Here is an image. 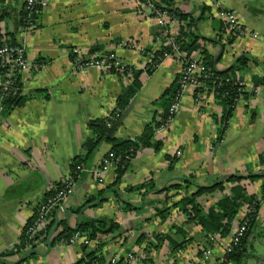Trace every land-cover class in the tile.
Masks as SVG:
<instances>
[{
	"label": "crops",
	"instance_id": "obj_1",
	"mask_svg": "<svg viewBox=\"0 0 264 264\" xmlns=\"http://www.w3.org/2000/svg\"><path fill=\"white\" fill-rule=\"evenodd\" d=\"M25 1L0 0L4 7L0 40L24 43L31 63L20 76L21 104L0 112V264H13L22 256L15 251L37 207L70 174L72 160L83 154V144L94 133L91 122L113 117L118 98L136 79L134 73L141 72L140 88L112 135L119 139L142 136L155 112H164L159 98L179 82L183 70L173 57L155 66L163 27L140 13L139 0H48L37 26L29 30L19 23ZM217 4L235 11L258 37L220 27L223 19ZM175 6L197 19V53L201 56L205 50L216 69L226 70L243 56L251 58L240 71L246 93L237 101L227 128L222 131L225 107L215 94L206 91L197 102L190 88L169 128L155 132L161 149H142L131 160L115 186L119 197L115 192L101 193L117 176L113 162L104 164L112 145L109 138L102 140L64 202L70 220L64 210H54L41 238L26 248L40 253L21 264H264V86L255 85L264 77V0H175ZM180 26L176 20L174 27ZM125 42L132 46L122 47ZM73 46L84 53L114 51L131 71L78 69L69 51ZM234 175L241 181L225 180L224 189L197 200L207 211L235 186H244L247 199L228 234L208 235L180 207H173L199 186H214ZM149 179L159 190L173 184L181 187L169 192L171 198L166 192L144 195L127 190ZM128 203L132 207L127 208ZM252 204L257 206L256 216L240 258L222 262L232 245L233 229ZM166 208L169 215L162 219L157 212ZM55 216L59 225L48 239ZM97 219L105 220L107 228L89 244L61 237L66 229ZM208 247L212 255L205 261L202 252Z\"/></svg>",
	"mask_w": 264,
	"mask_h": 264
},
{
	"label": "trees",
	"instance_id": "obj_2",
	"mask_svg": "<svg viewBox=\"0 0 264 264\" xmlns=\"http://www.w3.org/2000/svg\"><path fill=\"white\" fill-rule=\"evenodd\" d=\"M156 3L160 5L163 9L168 11V13L174 18L177 19L181 26H180V35L179 38L182 41L183 49L185 50H193L197 49V41L200 36L195 34L194 26L196 23V18L191 13H183L180 11L179 8L175 6V0H156ZM4 7L0 8V12H2ZM24 9V7H23ZM23 14V10L20 13ZM21 15H19V23L22 25ZM3 17V14H0V19ZM222 28L228 29V26L224 21H222L221 26ZM0 36H2L0 31ZM1 42V40H0ZM5 42L8 43H17L16 41L6 40ZM98 49H95L97 51ZM93 52V51H92ZM164 51L157 53L155 56L154 62L155 65L159 64L160 57L162 56ZM201 58L204 62L211 68V75L207 78L202 79L203 87H206L207 91L215 90L216 98L219 100L220 103L223 104L225 107V112L222 118V131L227 128L228 121L232 116L233 110L237 101L244 96L246 93L244 90H240L238 87L237 81H241L240 71L244 70L245 67L248 66L249 61L251 58L247 56H243L238 59L237 63L226 70H218L215 67L214 61L208 60L207 56H205V50L201 53ZM121 72V71H119ZM141 72L134 73L136 77L135 81L131 86L125 91L117 100V108L113 111V117L109 119H97L91 122V126L93 128V136L89 138L83 144V154H79L76 156L71 162V170L70 174L75 177V180L78 181L82 173H76V169L78 165H84L88 160L90 154L94 152L102 140L106 139V130L103 124L107 125V123L112 122V124L116 123L120 118L116 117L115 114L118 109L123 110V112L128 108L131 99L135 96L137 91L140 88V81L139 76ZM19 93L18 95L11 100H8L7 107L12 105H20L22 102V97H20V77H19ZM257 87L259 85L264 86V77L257 80L256 84ZM179 89V83H174L171 87L165 90L163 95L159 98V102L164 108V112H159L158 110L155 112L153 119L146 125L142 136L137 138L136 140L130 139H119L115 136L109 137L108 141L111 143L112 147L109 154L105 157V159H109L112 161L116 166V179L112 185H109L106 189L102 190L101 193L106 192H115V194H119L118 189L116 188L117 185L120 183L124 173L126 172L127 168L130 165L131 160L136 156V154L145 148H155L156 150L161 149L162 141L156 140L155 132L157 127L161 125L169 116V106L173 102L177 92ZM204 90V88L201 87ZM202 90V91H203ZM123 114V113H122ZM121 114V116H122ZM223 132H221L222 134ZM113 154V156L110 155ZM242 177L237 175L229 176L225 179H221L216 185L214 186H199L196 192L188 193L184 195L178 202L173 203V207H180L189 217L191 221L199 223L203 229L207 232L208 235L219 233L221 235L228 234L230 232L231 227L233 226V221L236 218L239 210L241 209L242 203L247 199L245 195V189L242 185H237L233 188L232 193L229 195H225L222 197L219 202L215 206H211L208 208L207 211H204V208L201 204L197 202L200 195L205 193L214 191L216 189H224V181H241ZM188 182H192L188 180ZM62 183L57 184V187L51 191L47 196L49 197L57 189L61 187ZM116 186V187H115ZM181 187L180 184H173L169 185L163 189H157L156 183L153 179H149L137 185H131L127 187L128 191H140L143 192L144 195L153 192H166L167 198H171V195H168L171 190L179 189ZM119 197V196H118ZM45 198V199H46ZM127 208L132 207L131 203H128L126 206ZM256 204L255 210L249 214V230L254 223L255 216H256ZM169 209L166 208L164 210L159 209L157 215L160 216L162 219L168 217ZM36 215V214H35ZM34 215V218H35ZM32 219L30 223L33 221ZM116 227L117 225L113 223ZM105 228H107V222L102 219L92 220L87 223H82L76 229L68 228L65 232L61 234V237L66 238L67 240L75 233L81 232L86 234L90 240H94L97 238L100 232H104ZM46 231V228H45ZM44 233V231L40 232ZM249 231L245 238L239 245H235L232 251H229L226 255L225 262L231 259H239L240 254L242 252V247L245 243L246 237L248 236ZM162 235H157L160 238ZM167 238V237H166ZM27 236L23 233L22 239L20 244L17 245L16 253H20V255L25 254L28 250L26 249L30 240H27ZM204 251V249H203ZM203 253V252H202ZM27 255V254H26ZM25 255V256H26ZM29 257V255H27ZM31 256V255H30ZM86 264H93V261H89Z\"/></svg>",
	"mask_w": 264,
	"mask_h": 264
},
{
	"label": "built area",
	"instance_id": "obj_3",
	"mask_svg": "<svg viewBox=\"0 0 264 264\" xmlns=\"http://www.w3.org/2000/svg\"><path fill=\"white\" fill-rule=\"evenodd\" d=\"M140 13L144 17H153L157 20L158 24L163 25V32H160V39H162V51L163 54L160 57V62L166 58L173 57L178 59L183 64V73L179 79L178 92L169 106V116L158 129L160 131L166 130L169 122L173 121L178 114L181 107V99L183 95L190 89L194 88L195 99L200 102V98L207 91L206 87L202 85V79L211 75V68L204 62L201 57H198L197 53H189L183 49L182 41L179 38V32L171 25L176 20L160 5L156 3V0H139ZM48 5V0H26L24 4L23 14L21 15L22 26L25 30L33 29L37 26L38 17L40 12ZM218 14L226 23L228 28L236 34L241 35L242 32L248 33L242 27L244 26L239 19L237 13L233 10L226 9L218 5ZM255 36L258 35L255 33ZM122 47L132 46L130 42L121 44ZM70 55L72 61L78 69H85L89 67H98L101 69H110L115 71H121L122 73H128L131 71L127 63H125L116 52H102L93 51L89 53L82 52L78 47L70 48ZM159 62V63H160ZM31 63L27 56V51L24 43H8L5 41L0 42V112L7 109L8 100L14 99L19 93V77L22 72L30 67ZM158 65V64H157ZM156 66V65H155ZM240 90H244L242 81H237ZM204 88V92L200 93L197 89ZM216 96V91H212ZM115 114L116 117H121L122 110L118 109ZM181 151H177V155H180ZM113 156L112 153H110ZM112 161L104 159V164H108ZM88 170L84 165H78L76 169L77 175ZM101 169L96 171L97 175H100ZM75 177L69 174L63 181V184L52 195L43 200L37 207L34 220L26 226L24 234L27 236V240H30L28 245L34 244L36 241V233L39 234L43 230L44 224L48 221L51 213L57 209H62L64 202L72 191L76 184ZM255 210L252 204L249 209V213ZM247 231H249V216L245 214L239 225H237L232 231V245L228 251H232L235 245H239L245 238ZM72 242L82 241L84 244H89V238H85L81 232H75L71 239ZM212 255V248H206L203 251V259L209 260ZM135 256L129 255L130 259ZM226 260V257L222 258V262ZM113 262L117 261V258H113Z\"/></svg>",
	"mask_w": 264,
	"mask_h": 264
},
{
	"label": "water",
	"instance_id": "obj_4",
	"mask_svg": "<svg viewBox=\"0 0 264 264\" xmlns=\"http://www.w3.org/2000/svg\"><path fill=\"white\" fill-rule=\"evenodd\" d=\"M133 106V101L131 102V104L128 106V108L123 112L122 116L120 117V119L114 123L113 125L109 126V125H105L103 124V126L105 127V130L107 132L106 134V138H109L113 135L114 131L116 130V128L118 126H120L123 123V120L125 119V117L128 115V113L130 112L131 108ZM224 179V178H223ZM102 198H100L101 200ZM86 208V207H85ZM61 210V209H60ZM62 210H64L66 212V220L69 221L70 220V214L67 211V209H65V206H63ZM52 221L55 220V227L52 231L49 232V234L47 235L48 239H51L53 234L55 233V231L57 230V227L59 225V218L58 216H55L53 219H51ZM40 252L35 249V248H31L28 249L25 254H23L16 262H14L13 264H21V263H25L28 259L27 255H33V254H39ZM27 254V255H26ZM26 255V256H25Z\"/></svg>",
	"mask_w": 264,
	"mask_h": 264
},
{
	"label": "bare ground",
	"instance_id": "obj_5",
	"mask_svg": "<svg viewBox=\"0 0 264 264\" xmlns=\"http://www.w3.org/2000/svg\"><path fill=\"white\" fill-rule=\"evenodd\" d=\"M43 11V10H42ZM41 11V12H42ZM40 12V13H41ZM175 20H177V19H175ZM161 25V24H160ZM162 27H164L163 25H161ZM173 28H175L174 27V23L171 25ZM244 29H245V31H247V29L244 27V26H242ZM175 29H177V28H175ZM228 29H230V28H228ZM178 30V32H179V35H180V27L177 29ZM251 35V36H253V37H255L256 38V36H255V33H252V32H248V33H246V32H242V34L241 35H244V36H246V35ZM187 52H189V53H192V52H195V53H197V49H193V50H186ZM198 54V53H197ZM198 57H201L200 55H197ZM183 73V71L181 72V74ZM243 82V81H242ZM243 85H244V83H243ZM245 87V86H244ZM245 91V90H244ZM173 121H171V122H169V124H168V127H167V129L169 128V126L171 125V123H172ZM166 129V130H167ZM156 131H160L159 129H158V127H157V129H156ZM164 131V130H163ZM73 190V189H72ZM45 200V199H44ZM57 209H60V208H57ZM56 210V209H55ZM62 210V209H61ZM251 213V212H250ZM250 213H248V216H249V214ZM52 214V213H51ZM41 236H42V234L39 232V234L38 233H36V235H35V237H36V240H38L39 238H41ZM72 237H73V235L69 238V241L70 242H72L71 241V239H72ZM90 240V239H89ZM215 264V263H214Z\"/></svg>",
	"mask_w": 264,
	"mask_h": 264
}]
</instances>
